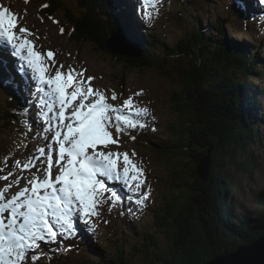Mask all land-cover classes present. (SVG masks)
Listing matches in <instances>:
<instances>
[{"label": "trees", "instance_id": "1", "mask_svg": "<svg viewBox=\"0 0 264 264\" xmlns=\"http://www.w3.org/2000/svg\"><path fill=\"white\" fill-rule=\"evenodd\" d=\"M37 1L43 13L62 19L63 35L77 44L97 50L101 44L106 52L112 32L137 40L142 56L115 58L121 77L152 70L177 87L171 95L175 122L162 130L165 137H155L156 142L151 138L148 145L153 153L170 155L163 165L169 191L154 204L148 224H139L144 236L135 246H123L116 235V241L107 237L92 251L83 250L87 264H210L224 252L263 237L264 187L256 196L260 209L249 211L229 169L234 165L238 172L251 174L259 165L252 150L263 140L259 127L264 111L254 84L256 74V82L264 83V61L254 55L261 40L253 45L229 40L224 22L217 18L213 30L221 38L187 33L173 48L147 27L132 0H76V12L61 0ZM228 9L242 13L237 7ZM197 23L202 24L199 19ZM10 78L0 67V121L22 128L26 114L20 110L26 106L15 94V84L5 83ZM209 152L210 174L205 180L199 165ZM54 254L55 262L70 263L65 252Z\"/></svg>", "mask_w": 264, "mask_h": 264}, {"label": "snow or ice", "instance_id": "2", "mask_svg": "<svg viewBox=\"0 0 264 264\" xmlns=\"http://www.w3.org/2000/svg\"><path fill=\"white\" fill-rule=\"evenodd\" d=\"M138 2L147 22L158 18L163 0ZM34 35L20 27L10 8L0 6V45L10 48L17 58L23 92L29 106L37 109L40 127L33 128L29 119L25 135L32 132L41 142L33 148L25 144L24 159L11 165L5 162L7 174L0 175V180L8 181L16 175L15 170L30 173L11 179L0 189V264H30L39 259L37 250L42 242L59 247L63 240L94 231V218L101 217L105 205L111 212L124 203L113 185L132 194L127 197L128 212H133L132 205L135 211L147 208L152 195L146 169L136 159L135 150H111L113 145L122 146V137L136 141L148 128L157 131L149 108L135 100L145 92L137 91L119 105L111 103L120 99L115 90L109 97L107 89L93 86L96 77L87 76V68H65L53 50H36V42L30 38ZM14 82L15 76L5 83ZM20 111L30 115L31 107ZM14 187L18 191L9 194Z\"/></svg>", "mask_w": 264, "mask_h": 264}, {"label": "rangeland", "instance_id": "3", "mask_svg": "<svg viewBox=\"0 0 264 264\" xmlns=\"http://www.w3.org/2000/svg\"><path fill=\"white\" fill-rule=\"evenodd\" d=\"M64 5L68 8H71L73 12H76L78 7L76 6V0H62ZM230 1V0H229ZM228 0H163V4L160 6V12L158 18L154 19L153 29L166 43L175 47L178 45V42L185 37L187 33L200 32L203 35H211L215 39H219V34L215 30L211 29V23L216 22L217 17L224 19L226 23L227 30L225 31L228 37H231V34H234L233 40L238 43H257L262 40L261 37L264 35V0H249L250 5L253 8L252 14L255 15L256 21L253 22V27L250 28L238 23L237 17H230L225 10L228 7H233V2L229 3ZM255 1V2H254ZM10 3V4H9ZM137 3L140 4L137 0ZM0 6H8L11 11H13L19 18V24L21 27L30 29L35 35L30 37L35 40V45L38 46V51L46 52L48 49L53 50L57 54V60L59 64L65 65L67 68L69 65L74 66L78 69L87 68V76H95L96 79L92 82L93 86L100 89H107L108 96H111L112 90H115L117 95L120 97L117 101H110L115 105L122 103L123 99H126L137 91L143 90L145 95L135 97L137 104L141 107H148L152 115L155 117V121L152 122L153 126L160 129V132L150 134V128L141 132L136 143L131 141L129 137L125 136L121 138L122 146L117 148L115 145L111 147L112 151H128L135 152L138 154L136 159L143 162V165L146 169L147 174V186L152 189V195L148 202V207L139 211H135V206L132 205L133 212L125 211L129 208L130 202L127 197L132 195L131 193L127 194L126 200L124 201L123 206L116 208L111 212L108 211V206L105 205L102 209V215L99 219L93 221L94 231L88 232L85 236L90 240V234L93 237H98L103 240L111 235H115L120 238L123 246L133 247L138 240H141L143 234L140 232L138 224L139 223H148L150 215L152 212V204H157L161 202L166 193L170 189V179H168L167 170L163 168V165L168 164L170 155L166 154H156L153 153L148 147L143 148L142 145L145 138H142V133L149 134L148 138L165 137L163 129L165 126L169 125L170 122H175V115L172 113L171 109V95L173 91L177 90L175 85H172L171 82L162 76H160L156 71L152 70H140L131 74H127L124 77H121L117 63H111L106 60L101 54L95 53L89 45H80L76 42L68 40V36L65 37L60 33V23L62 19H57L48 14L42 12L43 6L37 0H3L0 2ZM141 6V5H140ZM143 13L144 10L141 6L140 9ZM189 11V12H188ZM188 13V18L185 15ZM231 15V10L229 11ZM240 16V15H239ZM184 17L185 20L182 18ZM60 18V17H59ZM226 18V19H225ZM197 19L201 21L202 24L197 23ZM228 19V20H227ZM58 21L59 23H56ZM230 25V27H229ZM155 27V28H154ZM254 30V31H253ZM253 33H252V32ZM247 33H249L247 35ZM243 34V36H240ZM253 35V37H251ZM245 44V43H244ZM7 47L0 45V58H6L9 60L11 58V63L15 66L19 64L16 57H13L11 54L8 55L5 53ZM70 54V55H69ZM10 61V60H9ZM118 68V69H117ZM18 72V71H17ZM30 75V72H29ZM17 78H19L23 84V80L18 72ZM123 83V86H122ZM4 97V92L0 87V100ZM35 107V106H34ZM37 109L34 108L30 115L31 123L33 128L40 127L37 121ZM29 121V120H28ZM27 118L22 119L23 124H20L22 128H18L15 125H7L5 122H0V168H3L4 171L0 172V175L7 174V165H11L16 159H24V156L27 154V149L24 147L25 144L28 145V148L39 147L41 142L33 135L32 132H29L28 137H24L23 134L26 131L25 125L28 123ZM24 131V132H23ZM155 133V132H154ZM263 134L262 144H259L255 147L252 152L254 158L256 159V168L251 174H243L238 172L231 165L229 169H232L234 179L236 180V190L238 193H243V198L246 200V207L249 211L254 213L258 212L260 207L256 203V196L262 191L264 187V125L263 123L259 127V134ZM146 134V135H147ZM155 139V138H154ZM156 142V139H155ZM211 159V157H210ZM244 158L240 157V161H243ZM171 160V162H173ZM223 165V160L219 161ZM225 164V163H224ZM211 166V164H210ZM203 168V167H201ZM205 168V167H204ZM16 175L10 177V180L4 181L0 180V189L10 183L11 179H15L19 175L28 176L30 173L24 172L20 173L18 170ZM200 172V171H199ZM201 176H205V171L203 169ZM201 174V172L199 173ZM24 185V181L21 180V187ZM116 188V185H113ZM18 191V188H12L9 194H14ZM236 197L237 194L235 193ZM239 200L240 197H237ZM240 213V212H239ZM117 215L122 217L125 215L127 220L122 222ZM139 223L136 225V222ZM81 228L86 227L81 224ZM127 228L135 233L130 237L124 235V232L121 228ZM124 235V236H123ZM103 238V239H102ZM80 241L83 247L86 240L84 237H78L74 240H63L60 242L59 247L57 245H47L44 244L43 247L49 248L50 250H56L62 246L70 244L73 241ZM100 244V243H99ZM99 244L94 243L95 247H99ZM62 245V246H61ZM86 250V248H85ZM140 260V258H137ZM42 260L48 261L47 256L42 255ZM140 261H137L135 264H138ZM74 260L70 258V263L73 264Z\"/></svg>", "mask_w": 264, "mask_h": 264}, {"label": "water", "instance_id": "4", "mask_svg": "<svg viewBox=\"0 0 264 264\" xmlns=\"http://www.w3.org/2000/svg\"><path fill=\"white\" fill-rule=\"evenodd\" d=\"M132 44V42L128 41L120 33H115L111 34L108 39L106 52L103 50L101 44L97 45L99 50L89 46L95 53L101 54L106 60L111 63H116V57L131 59L142 56V52ZM210 154L209 152L207 155L208 158L203 160L199 165L200 176L203 174V169L205 171L206 175L201 176L205 180L208 179L210 174ZM210 264H264V236L251 244L238 247L235 251L224 252L217 256Z\"/></svg>", "mask_w": 264, "mask_h": 264}, {"label": "bare ground", "instance_id": "5", "mask_svg": "<svg viewBox=\"0 0 264 264\" xmlns=\"http://www.w3.org/2000/svg\"><path fill=\"white\" fill-rule=\"evenodd\" d=\"M3 0H0V2H2ZM255 2V1H254ZM251 3V2H250ZM10 4V3H9ZM5 7H8V6H5ZM9 8V7H8ZM10 10H12V9H10ZM20 27H21V25H20ZM35 47H36V50L38 49V46L37 45H35ZM5 53H7L8 55H10L11 54V50H10V48H7L6 50H5ZM9 60L10 61H12L11 60V58H9ZM3 72H4V74H6L7 75V71L5 72V70H2ZM9 73V72H8Z\"/></svg>", "mask_w": 264, "mask_h": 264}]
</instances>
